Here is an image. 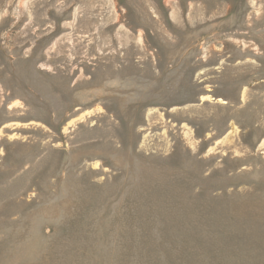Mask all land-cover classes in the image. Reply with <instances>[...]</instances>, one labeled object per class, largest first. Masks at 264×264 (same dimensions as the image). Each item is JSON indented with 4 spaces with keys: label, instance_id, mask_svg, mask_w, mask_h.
Wrapping results in <instances>:
<instances>
[{
    "label": "rangeland",
    "instance_id": "rangeland-1",
    "mask_svg": "<svg viewBox=\"0 0 264 264\" xmlns=\"http://www.w3.org/2000/svg\"><path fill=\"white\" fill-rule=\"evenodd\" d=\"M0 264H264V0H0Z\"/></svg>",
    "mask_w": 264,
    "mask_h": 264
}]
</instances>
